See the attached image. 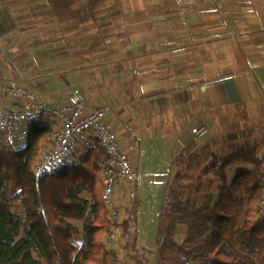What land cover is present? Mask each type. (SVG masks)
Listing matches in <instances>:
<instances>
[{
  "label": "crops",
  "instance_id": "0c3cea01",
  "mask_svg": "<svg viewBox=\"0 0 264 264\" xmlns=\"http://www.w3.org/2000/svg\"><path fill=\"white\" fill-rule=\"evenodd\" d=\"M8 83L49 105L79 94L85 107L105 108L135 161L172 133L188 140L180 151L219 152L241 135L221 133L226 116L264 123V0H0V105L22 110L3 93ZM248 125L238 119L245 140L264 139ZM135 168L136 214L139 187L156 174Z\"/></svg>",
  "mask_w": 264,
  "mask_h": 264
},
{
  "label": "trees",
  "instance_id": "16d2710c",
  "mask_svg": "<svg viewBox=\"0 0 264 264\" xmlns=\"http://www.w3.org/2000/svg\"><path fill=\"white\" fill-rule=\"evenodd\" d=\"M28 129L24 145L0 150V264H126L119 259L121 250L136 257L133 205L121 225L122 245L108 248L103 241L110 224L101 202L100 145L58 172L35 177L33 167L50 128L38 119ZM194 148L172 159L175 174L160 214L156 264H264L260 139L223 157L206 146L197 151L196 168L204 153L207 161L203 197L199 189L192 196L194 183L190 176L184 179L185 159L194 157Z\"/></svg>",
  "mask_w": 264,
  "mask_h": 264
},
{
  "label": "built area",
  "instance_id": "2783aa9c",
  "mask_svg": "<svg viewBox=\"0 0 264 264\" xmlns=\"http://www.w3.org/2000/svg\"><path fill=\"white\" fill-rule=\"evenodd\" d=\"M2 91L18 102L22 110H5L0 105V150L24 145L28 124L33 120H51L47 142L33 167L35 177L58 172L86 152L95 150L96 143L100 145L104 154L99 172L101 202L110 224L103 241L108 248L121 246L124 240L121 225L135 199L137 173L127 154L119 150L116 135L104 120L106 109L85 107L79 94L68 96L64 103L49 105L23 86L8 83ZM207 132L205 127H199L194 134L203 138ZM261 205L264 206V200Z\"/></svg>",
  "mask_w": 264,
  "mask_h": 264
},
{
  "label": "rangeland",
  "instance_id": "374dc122",
  "mask_svg": "<svg viewBox=\"0 0 264 264\" xmlns=\"http://www.w3.org/2000/svg\"><path fill=\"white\" fill-rule=\"evenodd\" d=\"M238 114L233 117L226 116L224 121H231L230 125L225 124L227 129L223 132L233 133V134H241L234 138L232 141L228 139H224V146L219 149V152L214 151L216 155L219 157H223L229 155L235 151H239L243 149V146H250L253 143L252 138L246 139L244 137L243 132L240 131L241 127L237 126L238 119H240L243 123L248 124L246 129L249 127L252 130L257 125V129H259V134L264 136V132L261 129H264L263 121H254L249 120L246 116H241ZM259 126V128H258ZM249 130V131H250ZM241 132V133H240ZM248 132V131H245ZM227 136V134L225 135ZM180 137V135H179ZM224 137V136H222ZM222 137L219 140L213 142V144H217L222 141ZM175 134L167 135V138L164 141H154L153 143L145 144L142 146L141 150V159L139 161H135V156L133 154L130 155L129 159L132 161L134 167L138 165L141 171H147L153 174H156V179L151 185H142L140 186V190L142 194L145 195V198L141 204L137 205L136 214H135V230H136V245L138 248L136 257L131 258L130 254L126 250H121L118 252L119 259L121 262L126 264H156V236L157 229L159 224V213L161 208V200L165 199V192L168 181L172 182L175 174V168L172 165L173 157L180 152L179 148L182 145L188 143V140L185 136H181L179 142L175 141ZM260 144L262 148H264V139H260ZM212 144H209V149L211 150ZM264 150V149H263ZM200 152L194 151L193 158L185 159V175L184 179L187 180L188 176H190L189 181L193 182V187L191 188V195L195 197V192L197 189L200 190V196L203 197V188L207 185L208 177L202 174L203 165H206L205 162L206 154L204 153L202 159V166L197 169L196 168V160H200ZM136 169V168H135ZM169 182V183H170ZM212 187V186H211ZM210 187V189H211ZM213 190V189H211ZM210 190V191H211ZM187 193V191H186ZM164 197V199H163ZM139 202V200H138ZM140 205V207H139ZM138 231V233H137ZM176 239L180 241L182 239V232H179L176 235ZM78 244V243H77Z\"/></svg>",
  "mask_w": 264,
  "mask_h": 264
}]
</instances>
